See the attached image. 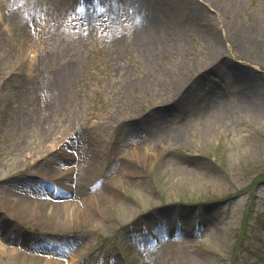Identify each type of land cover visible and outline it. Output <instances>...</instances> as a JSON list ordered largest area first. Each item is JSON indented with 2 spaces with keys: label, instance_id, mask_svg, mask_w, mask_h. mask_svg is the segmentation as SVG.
<instances>
[{
  "label": "rangeland",
  "instance_id": "374dc122",
  "mask_svg": "<svg viewBox=\"0 0 264 264\" xmlns=\"http://www.w3.org/2000/svg\"><path fill=\"white\" fill-rule=\"evenodd\" d=\"M135 15L165 19L180 57L158 58L161 70L110 42ZM263 45L264 0H0V264H264V124L235 106L246 101L235 81L253 79L245 88L264 112ZM69 61L73 87L47 116L48 84ZM180 74L191 80L179 101L153 97ZM126 77L139 90L117 102ZM210 87L225 103L216 118L200 107ZM74 128L87 172L65 143ZM130 132L145 164L115 177L110 149L129 146ZM51 160L56 171H39ZM80 174L74 218L37 204L74 200Z\"/></svg>",
  "mask_w": 264,
  "mask_h": 264
},
{
  "label": "bare ground",
  "instance_id": "6f19581e",
  "mask_svg": "<svg viewBox=\"0 0 264 264\" xmlns=\"http://www.w3.org/2000/svg\"><path fill=\"white\" fill-rule=\"evenodd\" d=\"M162 1V0H160ZM164 14H166V11H164ZM110 21H112L111 19H109ZM133 23L129 26H127L125 28V30L121 31L120 34L116 33L115 34V28L114 26L112 28L109 29V34H110V42H113V36H116V41H117V45L121 46V48L123 49V51H127L129 47H131L133 50H135L138 54V56H141V58L146 61L147 63L151 64L152 66H155L156 68L160 69L161 66L159 65V63L157 62L158 58H163L164 56L167 55V53H171V56L174 57L178 54V51L173 50L172 47V40L177 41V39L179 38L178 35L173 36L172 38V33H169V31H171V25H169L167 22H165V19H161V20H155L153 18H148L142 15H135L130 22ZM175 28L177 30H179L177 24L175 25ZM113 39V40H112ZM61 45L65 42H67L66 39L61 38L60 40ZM175 45V43H173ZM169 47H170V52H169ZM259 50L260 48L257 47ZM264 48V45H263ZM173 50V51H172ZM172 51V52H171ZM175 51V52H174ZM261 51V50H260ZM262 54L264 55V52L261 51ZM80 57H82L80 55ZM180 57L179 55H177V58ZM202 58V57H201ZM217 57H215L214 59H212V61L210 60V58L208 57V55L204 56L201 59V63L204 61H207L208 63L205 64L208 67H211V64L215 67L217 66L216 60ZM249 59H252L251 54L249 55ZM184 60H182L179 65H177L176 70H180L182 69V63ZM264 62V61H263ZM200 63V64H201ZM210 64V65H209ZM199 65V64H198ZM225 66V68L223 69L224 72H229V73H233L235 75H237V77L239 78L240 76L242 77H249L251 76V74H248L246 71L243 70H237L235 69L232 65H228L226 66L225 64H223ZM76 62L74 61H69L66 64L62 65V70L60 72V76H61V80H55L54 82H50L48 84L47 90L45 95L47 94L46 99L43 101L45 108L47 109V116L49 113H52L54 106L56 105V100L55 97L56 95H61V94H68L69 92H71L72 89V82H71V75L74 73L75 69H76ZM164 67V65L162 66V68ZM161 68V70H162ZM241 72V73H239ZM163 76L166 77V72L163 71ZM128 76V75H127ZM155 78V77H154ZM237 78V79H238ZM66 79V80H65ZM241 79V78H240ZM139 80V79H138ZM191 78L188 79L186 76H184V74H180L179 76L172 78L169 80V82L167 83H163L161 79H159L158 85L151 87L152 90V95L153 97L156 96V98L161 97L160 95H162L161 92L163 93H168L171 91V99L179 101L181 96H182V87L186 84H188L190 82ZM203 80V79H202ZM133 82L134 80H132L131 78L126 77V80L123 81V84L121 86H118L116 89V92L114 94V97L116 98V101L120 102V99H127L128 101H130V97H132L133 95L136 96V93L138 92L139 88L133 87ZM239 84H238V83ZM208 82H205V84ZM255 83L253 81V79H246L245 82H241V81H235V86H237V88H240V86H243V88L245 89L244 92L241 95H243L242 97L246 100V101H238L235 103V106L240 109L243 113H246L255 123H259V124H264V112L261 110L260 107H258V105L255 103V101H253L252 99L249 98V92L247 91V88H245V85L250 86V84ZM251 87V86H250ZM264 87V84H263ZM242 88V89H243ZM240 90V89H239ZM201 93H205L204 91H201ZM262 94H264V91H261ZM196 96H198L199 94H194ZM217 95L215 94L214 89L212 90V87H210L209 90L206 91L205 94L202 95V100L206 101L209 103V112L212 111V117L216 118L217 116L220 115V113H222L223 110H221L220 108L225 107V103H221L220 101H218L217 99H215ZM233 97H235V95H233ZM168 98V100H171ZM127 101V102H128ZM205 114H208L205 113ZM131 115V114H129ZM66 126H69V124H67ZM73 128V127H72ZM48 129V128H47ZM75 129V128H74ZM130 131V130H129ZM49 133V132H48ZM75 134V138L70 137L68 139L67 144L70 143H77L75 150H77V156L79 157L78 162L81 163V170L83 171H88V166H89V155L88 152L85 151V148L81 147V142L79 140V137L77 133H79L76 129L73 132ZM130 136L129 137H133L132 141L129 142H124V143H128L129 146H125V144L122 145V148L125 146V148H121V149H113L111 151L110 149V154L113 157V161L117 159V165L114 168V173L113 175H115V177H121V178H129L130 176L134 175L137 170H139L141 168L142 165L145 164V160H146V156L143 155V153L139 150V147H130L131 143H136L134 141H137L136 136H133V134L130 132ZM49 139V137H48ZM134 140V141H133ZM122 140H119L117 142H121ZM50 143H54V140L49 141ZM69 155V154H68ZM68 155L62 156L60 157V160H64L68 158ZM54 160L58 159V158H53ZM87 159V160H86ZM57 162L51 160L50 161V165L44 168H39V171H41L42 173L45 174H50L53 171H56L54 169V164H56ZM60 173V171H59ZM87 174H80L78 176V179L76 180L77 183L74 187L70 186V190L74 191L75 189V194H74V200L72 201H46V200H42V201H37V204L40 207H48V208H52L51 212H57L59 216H61V219L59 220H71L72 218H74L77 214V208L76 206L78 204L77 201L80 200V193H79V183H80V179L86 177ZM65 178L70 179V175L66 174ZM27 187L29 186V188L27 189H32L34 188V185L30 183V181H28V183L26 184ZM107 192V189L111 190L113 189L112 186L109 184V181L107 182H103L101 185V189ZM37 189V188H35ZM38 190V189H37ZM105 193L103 192V196L102 195H95L94 196V200H98L100 202V200H105L106 198L104 197ZM47 202V203H46ZM101 204V203H100ZM84 209V208H82ZM70 217V218H68ZM4 228H7L4 227ZM2 245V244H1ZM9 249H13V248H9ZM21 256L23 258L26 257H30V258H35L33 256H30L28 254H24L23 252H20ZM15 256H19V254H15L13 255ZM10 254H6V258H10ZM58 262V260H53L52 263L56 264Z\"/></svg>",
  "mask_w": 264,
  "mask_h": 264
}]
</instances>
